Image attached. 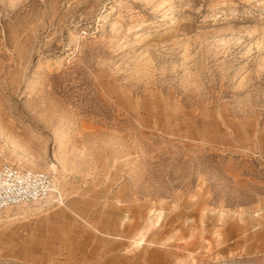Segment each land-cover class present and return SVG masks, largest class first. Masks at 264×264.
I'll return each instance as SVG.
<instances>
[{"label": "rangeland", "instance_id": "obj_1", "mask_svg": "<svg viewBox=\"0 0 264 264\" xmlns=\"http://www.w3.org/2000/svg\"><path fill=\"white\" fill-rule=\"evenodd\" d=\"M0 264H264V0H0Z\"/></svg>", "mask_w": 264, "mask_h": 264}, {"label": "built area", "instance_id": "obj_2", "mask_svg": "<svg viewBox=\"0 0 264 264\" xmlns=\"http://www.w3.org/2000/svg\"><path fill=\"white\" fill-rule=\"evenodd\" d=\"M53 190L50 174L4 162L0 164V211L29 202L44 201Z\"/></svg>", "mask_w": 264, "mask_h": 264}, {"label": "bare ground", "instance_id": "obj_3", "mask_svg": "<svg viewBox=\"0 0 264 264\" xmlns=\"http://www.w3.org/2000/svg\"><path fill=\"white\" fill-rule=\"evenodd\" d=\"M53 187H54V184H53ZM52 191H53V190H52ZM50 195H51V194H50ZM50 195H49V196H50ZM48 198H49V197H48ZM17 206H18V205H17Z\"/></svg>", "mask_w": 264, "mask_h": 264}]
</instances>
